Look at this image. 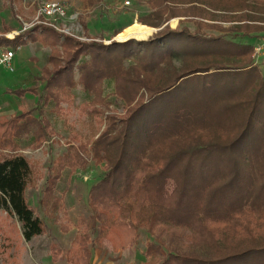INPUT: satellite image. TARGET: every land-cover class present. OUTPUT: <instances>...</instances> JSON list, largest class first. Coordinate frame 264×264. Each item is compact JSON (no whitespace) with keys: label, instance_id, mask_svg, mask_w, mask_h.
<instances>
[{"label":"trees","instance_id":"1","mask_svg":"<svg viewBox=\"0 0 264 264\" xmlns=\"http://www.w3.org/2000/svg\"><path fill=\"white\" fill-rule=\"evenodd\" d=\"M169 2L173 1L151 0L153 11L139 21L160 27L178 15ZM194 8L185 13L192 15ZM139 25L149 30L148 35L152 31ZM36 28L12 38L0 33V50H16L35 41ZM42 28L43 39L53 48L36 77L43 87L40 92L38 85L10 92L36 94L34 109L38 111L50 100L60 111L63 102H69V91L81 83L107 108L100 90L103 80L111 77L116 96L127 108L123 116L91 108L89 114L101 117L104 129L90 146L68 143L66 153L57 157L47 174L42 203L55 211L60 209V199L54 190L64 167L75 172L86 165L87 156L104 163L88 191L91 214L77 220V232L66 252L68 264H91L92 248L101 247L104 239L114 252L127 249L137 242L142 227L152 237L146 245L145 264H264V76L259 77L246 126L231 142L201 146L198 141L204 136L201 121L208 107H225L230 101L240 104L235 101L240 92L251 88H243L242 73L258 71L253 65L196 66L194 62L201 63L205 49L211 62L243 58L252 45L229 41L232 47L226 52L223 37L169 27L146 40L109 44L79 42L53 26ZM71 47L75 49L70 56L66 53V60L59 58L61 49ZM130 59L134 63L126 66ZM82 105L87 111L88 104ZM32 112L0 117L1 144L12 151L0 155V207L15 216L26 241L43 232V223L26 199L32 165L18 152L16 139L30 132L39 146L48 132L53 133L50 121ZM218 149L225 156L216 155ZM167 179L175 183L171 191L166 189ZM58 255L53 250L52 260Z\"/></svg>","mask_w":264,"mask_h":264},{"label":"rangeland","instance_id":"2","mask_svg":"<svg viewBox=\"0 0 264 264\" xmlns=\"http://www.w3.org/2000/svg\"><path fill=\"white\" fill-rule=\"evenodd\" d=\"M50 1L0 0V33L5 32L8 38H12L25 29L38 27L33 31L37 36L35 41H28L16 50H0L8 49L14 53L12 71L0 65V117L33 109L32 115L39 119L47 118L53 130V133H47L45 141L39 146L30 132L23 133L21 138L16 139L18 152L26 156L32 165V176L25 195L35 215L42 220L43 232L26 241L15 216L0 207V264H68L66 252L77 232V220L91 214L88 191L98 180L104 163H97L92 156H87L86 165L75 172L69 167H64L54 190V196L60 199V209L55 211L49 207L47 209L42 203L47 174L50 173L57 157L66 153L68 143L77 146L79 142H88L90 146L104 129V120L100 122L101 117L89 114L91 108L102 109L104 115L111 113L118 116H123L127 110L123 100L115 94L114 80L111 77L103 80L100 90L101 101L108 105L107 108L103 103L97 102L96 95L85 90L81 83L69 91L70 103L63 102L60 111L55 110L53 100L40 105L38 111L34 109L38 98L36 94L26 92L22 97L10 92L34 85H38L40 92L43 87V83L37 82L36 77L48 63V56L53 48L43 39L42 26H53L58 33L70 35L79 42L103 41L109 44L112 41L124 42L130 39L146 40L169 27L191 34L223 37L226 40L222 43L226 52L232 47L229 41L240 45L251 44L250 53L243 58L216 59L211 62L206 57L205 49L202 52L205 54L200 58L201 63L194 62L196 66L248 65L249 68L253 65L258 71L242 73L243 88L248 85H251V88L240 92L242 96L235 100H240V104L230 101L225 107H208L207 116L201 121V127H204V136L198 140L201 146L212 142L218 145L229 143L245 128L254 94L260 83L259 77L264 76V0H172L169 5L177 9L178 15L169 18L160 27L139 21L141 17L144 18L153 11L151 0H52L64 5L65 16L47 18L38 15L40 6ZM188 1L192 2L187 3ZM193 7L195 8L192 15L185 13ZM150 19L157 21L156 18ZM139 24L152 28L150 34L148 35V29L140 27ZM119 30L120 32L116 33ZM74 49H61L62 51H58L59 58L65 59L66 53L69 52L70 56ZM130 62L134 63V60H127L125 65L128 66ZM174 64L179 66L180 61L175 59ZM78 77L75 69L76 81ZM61 95L67 101V94ZM82 104H88L87 111L82 109ZM218 151L216 155L225 156L223 151ZM11 152L1 144L0 139V155ZM174 186V181L167 179L166 189L171 191ZM63 223L68 229L60 227ZM151 239L146 228L142 227L138 231L137 242L125 250H120L121 252H114L110 242L104 239L101 247L95 245L92 248L91 264H145L146 245ZM53 250L59 251L55 261L52 260Z\"/></svg>","mask_w":264,"mask_h":264},{"label":"built area","instance_id":"3","mask_svg":"<svg viewBox=\"0 0 264 264\" xmlns=\"http://www.w3.org/2000/svg\"><path fill=\"white\" fill-rule=\"evenodd\" d=\"M38 15H42L47 18L63 17L65 16V7L63 4L57 1H50L42 4L39 8ZM14 53L12 50L5 49L0 51V65L5 66L10 71L13 70Z\"/></svg>","mask_w":264,"mask_h":264},{"label":"crops","instance_id":"4","mask_svg":"<svg viewBox=\"0 0 264 264\" xmlns=\"http://www.w3.org/2000/svg\"><path fill=\"white\" fill-rule=\"evenodd\" d=\"M42 69V68H41ZM23 97V96H22ZM24 111V110H23ZM22 112V111H21ZM19 113V112H18ZM18 113H16V114H18ZM16 114H13V115H16ZM10 116V115H9ZM12 116V115H11ZM122 251V250H121ZM121 251H118V252H121Z\"/></svg>","mask_w":264,"mask_h":264}]
</instances>
